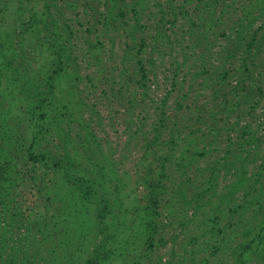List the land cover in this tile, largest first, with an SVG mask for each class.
Here are the masks:
<instances>
[{
	"label": "trees",
	"instance_id": "trees-1",
	"mask_svg": "<svg viewBox=\"0 0 264 264\" xmlns=\"http://www.w3.org/2000/svg\"><path fill=\"white\" fill-rule=\"evenodd\" d=\"M17 36L7 62L18 60L15 80L31 97L18 113L25 133L0 131V264H74L85 252L84 264H101L111 251L118 234L108 233L116 225L109 219L127 185L110 144L90 129L99 112L92 103L81 111L91 97L121 113V150L132 147L134 193L144 201L135 206L143 207L144 243L159 233L164 196L185 199V186L203 176L184 200L193 217L203 211L209 223L231 206V225L242 224L236 260L245 264L254 245L264 254V0H44ZM36 48L47 75L33 67ZM186 75L202 79L191 96L180 89ZM67 77L71 99L63 102L56 80ZM49 136L58 151L36 145Z\"/></svg>",
	"mask_w": 264,
	"mask_h": 264
},
{
	"label": "rangeland",
	"instance_id": "rangeland-1",
	"mask_svg": "<svg viewBox=\"0 0 264 264\" xmlns=\"http://www.w3.org/2000/svg\"><path fill=\"white\" fill-rule=\"evenodd\" d=\"M44 0H0V131L1 132H16L19 133L24 131L23 124L20 122L18 113L23 112L26 103L28 102L29 96L23 91L20 80H15L16 75L13 68L16 67L14 61L8 63V59L13 51L17 50L18 30L21 28L22 24L27 21V17L33 11H39L42 7ZM23 35V34H22ZM21 35V36H22ZM28 42L32 44L36 41V32H30L24 34ZM23 46L25 44L23 43ZM40 49V48H39ZM36 48V53L34 59L36 63L33 65L35 69L41 70V75H47V68L50 67L48 61L44 58L43 54ZM39 51V52H38ZM19 53V52H17ZM217 62L214 61V64ZM23 71V68H20ZM210 79V78H208ZM207 79V80H208ZM202 79L195 77L192 78L186 75L183 80H181V90L193 95L192 92H196L198 87V82ZM37 81V80H34ZM57 98L66 102L71 99L68 91L70 87L67 86L69 78H64L58 82L57 79ZM165 88L166 87H162ZM179 88V85L176 89ZM165 91V90H164ZM163 92V90H162ZM206 91L203 93L205 94ZM201 94V95H203ZM176 92L173 93L171 97H174ZM95 97H91L88 104L81 108V111L85 108L89 112L92 103L93 110L91 113L99 112V119L101 124L98 123V113L94 115L95 118L91 120V128L96 130L97 136L103 139V142H108L111 146L108 149L112 152L110 159H113L112 167L113 170L118 171V177H123L121 183H126V188L122 192L123 196V207H116L114 209V216L109 219L111 222H115V227L109 225L107 229L108 233H113L116 230L118 234L114 238L110 239L107 244V248L111 249L108 252L106 259L101 260V264H242L240 261L236 260L238 251L244 248L238 249L233 252L234 246L237 245L239 241L240 230L242 229V224H233L237 218L233 217L232 213L229 212L231 207H220V209L211 215V222H206L205 216L200 214L205 213L200 211L194 217L192 214V209L187 205L184 200H189L191 198V190L195 183H200L203 176H198L197 180L193 185L185 186V199L183 197L166 198L169 196L167 193L161 200L160 206L157 208L159 214L157 215L159 228V233L154 236L153 244L151 246L144 243L141 236L137 235L140 229V222H137L139 216L137 213L143 211V207H135L142 204L144 201L141 197L140 190L137 189L134 193V184L132 179H134V155L131 153L132 147L129 145V149L121 150L123 142V127H122V117L121 113L111 112L104 106H95ZM264 104V100L260 102ZM117 106V104H115ZM114 106V107H115ZM123 111V110H122ZM81 113V112H80ZM260 111L256 112V115ZM85 115V114H84ZM87 116V115H85ZM192 119H190V123ZM67 123L65 122V125ZM70 127L73 128L74 125L71 123ZM25 133V131H24ZM235 134H232V136ZM233 136V137H234ZM49 140L48 143L45 140ZM60 143L58 138H51L50 136L43 139H37L36 145H40L42 148H49L55 151L59 150V146L53 147V145H58ZM199 145V144H197ZM194 142L191 148L195 147ZM221 151V147L218 149V153ZM108 152V153H109ZM177 161V157H173L169 161V167L174 166L173 161ZM185 162L186 160H181ZM200 163L201 168H205V161L202 163L201 160L196 161ZM208 162V160H206ZM190 169L191 166L185 167ZM129 171V174L123 172ZM121 172V173H120ZM189 175L191 178L196 176L195 170L190 169ZM223 171H219V185L224 181ZM177 178L176 172H173L170 180L171 183L167 187L168 192L175 187ZM181 178V177H180ZM129 197L127 198V196ZM221 206L223 204L221 203ZM137 208H140L139 210ZM117 211V212H116ZM217 218H213L214 215ZM142 215V214H141ZM193 217V219H192ZM243 220L239 221L243 223L245 218L251 217V211L247 214L240 215ZM263 216H258L260 219ZM264 219V217H263ZM120 220V221H119ZM264 221V220H263ZM110 222V223H111ZM247 223L245 222V225ZM257 230L254 229L253 232ZM90 233L94 232L93 229H89ZM84 235L88 236V233ZM264 235V231H263ZM80 235H77L76 241L79 239ZM91 238L92 236H88ZM93 242V240H92ZM86 244V243H85ZM89 244V249L91 247ZM216 247H219L218 249ZM85 253L74 254V264H84ZM88 255V254H87ZM245 264H264V254L262 250L256 249L255 245L252 249L245 251L244 255Z\"/></svg>",
	"mask_w": 264,
	"mask_h": 264
}]
</instances>
